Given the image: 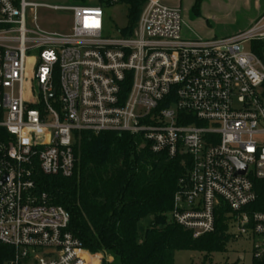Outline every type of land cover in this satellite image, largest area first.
I'll list each match as a JSON object with an SVG mask.
<instances>
[{
    "label": "built area",
    "instance_id": "2783aa9c",
    "mask_svg": "<svg viewBox=\"0 0 264 264\" xmlns=\"http://www.w3.org/2000/svg\"><path fill=\"white\" fill-rule=\"evenodd\" d=\"M40 5L0 0V245L15 251L6 264H105L69 230L70 214L36 194V174L74 173L81 131L128 133L182 157L172 220L198 239L226 206L264 262V212L246 209L264 180V61L245 50L264 41L262 19L227 37H185L181 9L148 0L134 33L111 37L101 6L45 5L73 15L62 34L36 14L27 25Z\"/></svg>",
    "mask_w": 264,
    "mask_h": 264
},
{
    "label": "trees",
    "instance_id": "16d2710c",
    "mask_svg": "<svg viewBox=\"0 0 264 264\" xmlns=\"http://www.w3.org/2000/svg\"><path fill=\"white\" fill-rule=\"evenodd\" d=\"M117 1L128 6L127 25L118 33L130 36L147 0L102 3L111 6ZM201 1L193 7L197 16ZM258 43L255 51L264 61V42ZM75 156L71 176L36 174V194L63 207L70 214L69 230L85 248L103 254L106 264H175L181 250L202 253V264H212L210 255L225 251L231 240L228 207L217 211L216 230L198 239L171 218L174 194L186 169L182 157L154 153L128 133L91 131L77 133ZM255 191L257 199L246 209L264 212V180L255 181ZM14 255L12 247L0 245V264Z\"/></svg>",
    "mask_w": 264,
    "mask_h": 264
},
{
    "label": "rangeland",
    "instance_id": "374dc122",
    "mask_svg": "<svg viewBox=\"0 0 264 264\" xmlns=\"http://www.w3.org/2000/svg\"><path fill=\"white\" fill-rule=\"evenodd\" d=\"M19 1L16 0V2ZM27 2L41 4L36 10L28 9L27 25L34 27V15L36 14L40 27L50 32L71 34L74 24L73 15L63 9H54L45 5L60 7L101 6L105 11L106 31L111 37H119L118 29L125 27L128 22V6L118 1L111 6H105L102 0H27ZM163 3L181 9L183 35L185 37L203 36L201 33V30L204 29L203 26L212 35L226 37L247 30L261 19L264 24V0H202L200 15L197 16V12L192 11V17L189 14L193 0L181 2L179 0H163ZM256 44H245V50H255ZM261 141L264 142V136ZM228 230L231 234V240L225 251L210 255L209 259L212 264H254L252 242L245 237L237 238L236 229L232 222L229 223ZM203 258L204 254L202 253L181 250L175 255V264H202ZM109 259L107 261L112 262L113 259L110 257Z\"/></svg>",
    "mask_w": 264,
    "mask_h": 264
},
{
    "label": "crops",
    "instance_id": "0c3cea01",
    "mask_svg": "<svg viewBox=\"0 0 264 264\" xmlns=\"http://www.w3.org/2000/svg\"><path fill=\"white\" fill-rule=\"evenodd\" d=\"M162 3H163V0H160ZM180 2L183 1V0H179ZM195 1L196 0H193V3H192V6H191V9H190V17H192V11H193V6L195 4ZM165 4V3H164ZM204 29L201 30V33L203 36H198V37H203V38H212V37H217L215 36L214 34L212 35L209 31L206 30L205 26H203ZM207 36V37H206ZM209 36V37H208ZM231 36V35H230ZM197 37V36H196ZM227 37V36H226Z\"/></svg>",
    "mask_w": 264,
    "mask_h": 264
},
{
    "label": "water",
    "instance_id": "95a60500",
    "mask_svg": "<svg viewBox=\"0 0 264 264\" xmlns=\"http://www.w3.org/2000/svg\"><path fill=\"white\" fill-rule=\"evenodd\" d=\"M54 92H52L51 94H50V96L49 97H53L54 96ZM243 172H245V169H244V171Z\"/></svg>",
    "mask_w": 264,
    "mask_h": 264
}]
</instances>
